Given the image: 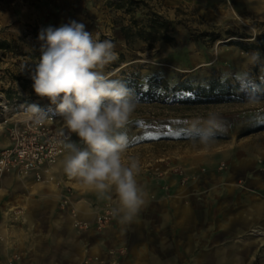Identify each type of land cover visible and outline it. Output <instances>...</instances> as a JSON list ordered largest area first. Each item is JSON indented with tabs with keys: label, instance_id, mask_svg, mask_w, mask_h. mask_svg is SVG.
Masks as SVG:
<instances>
[{
	"label": "rangeland",
	"instance_id": "374dc122",
	"mask_svg": "<svg viewBox=\"0 0 264 264\" xmlns=\"http://www.w3.org/2000/svg\"><path fill=\"white\" fill-rule=\"evenodd\" d=\"M120 1L0 0V42H7L0 47V153L9 143V130L23 119L16 114L31 110L32 104L47 111V122L67 128L57 112L50 114L48 99L34 93L31 70L41 57L40 30L70 20L84 23L95 38L112 41L117 59L103 69L110 79L134 74L144 83L158 76L172 85L183 80L206 84L211 77L264 83V0H142L136 9L139 20L146 18L149 4L174 21L176 43L161 41L154 48L143 40L127 44L121 26L129 24L131 15L115 6ZM210 34L218 38L212 40ZM253 53L258 59H252ZM212 114L225 123L226 131L205 146L190 137L189 127L192 117L206 120ZM130 118L132 124L124 131L133 140L129 144L134 152L124 162L137 158L141 171L149 154L165 152L161 162L168 183L163 189L173 194L170 181L177 179L185 187L180 194L194 193L192 199L154 206L149 217L141 209L135 220L122 223L113 214L119 207L114 190L98 197L64 173L54 206L43 198L53 184L41 178L42 171L33 175L32 184L16 190L7 182L12 175L0 174V224L6 219L8 226L39 232L38 248L10 250L0 264H264V235L253 234L264 227V129L242 135L264 124V102L178 110L136 106ZM211 160L218 163L220 181L231 180V188L237 182L239 192L210 201L203 178L189 184L208 177ZM247 238L250 243L244 244L241 240Z\"/></svg>",
	"mask_w": 264,
	"mask_h": 264
},
{
	"label": "clouds",
	"instance_id": "9594fccd",
	"mask_svg": "<svg viewBox=\"0 0 264 264\" xmlns=\"http://www.w3.org/2000/svg\"><path fill=\"white\" fill-rule=\"evenodd\" d=\"M38 41L41 57L31 70L33 91L55 106L68 131L83 145L70 136L63 143L67 151L61 162L64 173L98 197L114 190L119 207L113 214L122 223H130L144 206L147 193L136 179L139 160L130 157L125 163L122 159L129 144L124 129L136 108V98L122 80L110 79L103 72L117 59L114 44L95 38L84 23L76 20L42 28ZM251 55L253 60L258 59V54ZM30 109L41 111L37 104ZM225 131V123L214 114L189 127L190 137L205 146Z\"/></svg>",
	"mask_w": 264,
	"mask_h": 264
},
{
	"label": "trees",
	"instance_id": "16d2710c",
	"mask_svg": "<svg viewBox=\"0 0 264 264\" xmlns=\"http://www.w3.org/2000/svg\"><path fill=\"white\" fill-rule=\"evenodd\" d=\"M144 3L142 0H121L115 6L131 15L129 24L121 26V33L128 45L137 40H143L151 48L165 41L172 45L176 43L174 36V21L163 14L155 11L149 4L150 9L145 19L139 20L136 15L138 6ZM216 40L218 37L210 34ZM264 40V34L260 38ZM7 42H0V47ZM248 49V46L245 47ZM122 80L134 93L136 106L156 105L168 106L174 109L208 107L213 105H244L254 102H264V83L260 81H237L230 83L216 77L207 79L206 84L195 85L187 80L179 81L172 85L164 77L150 76L146 83L141 81L140 75H126ZM247 85H255L250 88ZM185 93L186 95L182 94ZM180 111V110H179ZM181 113V112H180ZM165 114V113H163ZM162 114V115H163ZM189 114V112L184 113ZM264 129V124L257 128L244 132L248 135Z\"/></svg>",
	"mask_w": 264,
	"mask_h": 264
},
{
	"label": "crops",
	"instance_id": "0c3cea01",
	"mask_svg": "<svg viewBox=\"0 0 264 264\" xmlns=\"http://www.w3.org/2000/svg\"><path fill=\"white\" fill-rule=\"evenodd\" d=\"M145 106V105H142ZM148 106H156V105H148ZM132 118H129V121L127 124H132ZM127 135V134H126ZM128 139H129V143H131L130 141H133L131 139V137L129 135ZM131 144H128V148L126 150L125 153H123L122 155V159L123 161H126V157L134 152V146H130ZM227 149L228 148H224ZM224 151V152H226ZM215 152H213L214 154ZM164 156V157H163ZM147 157H149L150 159H148V162L145 163V168H142V170L140 171L139 175L136 177L137 182H142L143 186L142 188L145 190V192L147 193L146 195V202L144 204V206L142 207V210L145 211L146 216L149 217V214L152 215L154 212L152 211L154 206H161V205H170V203H176L177 201H184L189 199H192V197L194 196V193H185V194H180L185 187H181L179 181L176 180H172L170 181L171 184H173V194L168 195L165 190L163 189V187L166 185V183H168L167 180V176H166V166L164 163L161 162L162 159L165 158V152H160L158 153L157 157L156 156H151V154H149ZM157 158V161H155ZM63 160V158L61 159ZM60 160V161H61ZM59 161V162H60ZM154 161V163H152ZM57 162V163H59ZM56 163V164H57ZM55 165V164H54ZM232 165H234V162L232 163ZM52 166V165H51ZM51 166H46V168L51 169ZM208 177L201 176L200 178L194 179L192 181L189 182L190 185H195L198 184L200 181L202 182V178L203 181H206L207 184V188L206 190L207 192V199L210 201H215L216 199H218L219 197H221V194L223 193L225 196L228 195V197H230L233 193L232 191H238L239 192V188L236 187L237 182L235 184V188H231V180H222V182L220 181L221 179V172L219 170L218 167V163L215 162L214 160H211L210 162H208ZM230 169V167H229ZM195 172L200 173V170L198 168H195L194 170ZM230 171V170H229ZM226 174V173H225ZM34 174H30L28 175L31 179L33 178ZM224 175V173H223ZM30 179V180H31ZM53 184V183H52ZM40 187V186H38ZM49 187H51L49 185ZM51 193L50 194H46L43 192V198L44 199H48L49 201H52L53 205L56 206V203L58 202L59 197V188L55 189L54 186H52ZM232 189V190H231ZM210 196V197H209ZM1 197V194H0ZM1 201V200H0ZM3 202H0V207H4V205L2 206ZM180 213H183V210H180ZM192 214L190 213V216ZM181 216V215H180ZM174 217H176L175 219L177 220V216L174 215ZM4 218V217H3ZM5 218H7V214H5ZM4 218V219H5ZM138 218H136L137 220ZM179 219V218H178ZM135 220V218L133 219ZM177 222V221H176ZM31 226V225H29ZM33 226V225H32ZM35 228V227H34ZM31 229L29 227H23L21 225H16V226H8L6 219L5 222L1 225L0 224V257H4L5 255L7 256L11 251L10 250H33L36 248H38L37 246H35L38 241L39 238L37 236V234H39L38 231H36V229ZM29 231V232H27ZM221 232V231H220ZM9 234V237L7 236ZM1 237L4 238V241L1 240ZM26 239V241H24Z\"/></svg>",
	"mask_w": 264,
	"mask_h": 264
},
{
	"label": "built area",
	"instance_id": "2783aa9c",
	"mask_svg": "<svg viewBox=\"0 0 264 264\" xmlns=\"http://www.w3.org/2000/svg\"><path fill=\"white\" fill-rule=\"evenodd\" d=\"M47 114L41 110L25 116L9 130V143L0 153V174L40 176L44 167L56 164L67 154L63 143L69 136L73 141V135L65 127L47 122ZM77 143L81 146L80 141ZM110 213L100 214L98 221ZM78 224L89 225L81 221Z\"/></svg>",
	"mask_w": 264,
	"mask_h": 264
},
{
	"label": "bare ground",
	"instance_id": "6f19581e",
	"mask_svg": "<svg viewBox=\"0 0 264 264\" xmlns=\"http://www.w3.org/2000/svg\"><path fill=\"white\" fill-rule=\"evenodd\" d=\"M50 114H55V106L52 105L49 108ZM33 112L31 110H24V109H20L19 113L16 114V116L19 117H25V116H32ZM191 120L193 122L200 120L203 121L205 119H201L200 117H192ZM67 155V154H66ZM65 155V156H66ZM65 156L63 157V159L65 158ZM63 160H61L59 163L52 165L51 169L44 167L42 169L43 174L41 175V178H45L46 181L53 183V186L55 189H58L57 186L59 184H61V182L64 181V171H63V167H62V162ZM11 178L7 181L8 185H12L14 190H16L17 188L23 186V187H27L28 185L32 184L34 181L30 180L31 178L28 175H19V174H11ZM60 196V193H59ZM26 221H28L29 225H33L29 219L28 216L25 217ZM256 236H263L264 235V227L260 228L259 230H257L256 232L253 233ZM243 241L244 244H249L250 241L249 239H243L241 240Z\"/></svg>",
	"mask_w": 264,
	"mask_h": 264
}]
</instances>
